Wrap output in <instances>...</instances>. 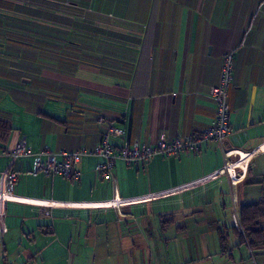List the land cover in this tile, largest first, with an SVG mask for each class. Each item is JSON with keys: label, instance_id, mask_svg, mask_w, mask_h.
<instances>
[{"label": "crops", "instance_id": "1", "mask_svg": "<svg viewBox=\"0 0 264 264\" xmlns=\"http://www.w3.org/2000/svg\"><path fill=\"white\" fill-rule=\"evenodd\" d=\"M48 2L29 5L66 16L44 23L67 31L60 44L72 46L75 66L46 55L20 85L14 72L4 78L0 52V119L11 125L0 150L23 136L33 151H92L109 124L123 132L110 136L113 146L199 133L213 121L209 90L234 49L224 146L247 155L207 141L199 154L157 155L139 169L116 160L100 178V158L89 154L75 164L79 180L32 176V158L16 159V198L0 204V264H240L233 249L242 240L230 232L243 229L232 211L264 196V0ZM0 13L18 16L14 7ZM8 162L1 154L0 180Z\"/></svg>", "mask_w": 264, "mask_h": 264}, {"label": "built area", "instance_id": "2", "mask_svg": "<svg viewBox=\"0 0 264 264\" xmlns=\"http://www.w3.org/2000/svg\"><path fill=\"white\" fill-rule=\"evenodd\" d=\"M233 58V49L223 54L218 84L209 90V97L215 103V115L211 124L199 133L178 134L171 139L161 135L154 143L142 147H139L136 142L131 143L128 140H124L119 146H113L109 142L110 136H120L123 132L121 128L109 124L101 133L100 141L94 150L89 151L81 148L72 152L63 150L54 152L49 149L33 151L26 143L25 137L21 136L12 149L0 150V155H5L9 159L0 180V204H4L6 200L16 198L13 194V187L18 179V174L13 167V163L16 159L23 157L32 158V166L29 170L32 176L57 174L75 180L80 178V171L75 167V164L79 162L82 156L89 154L100 158L95 167L100 178L111 177L112 168L116 160H122L127 165L139 169L157 155L177 157L185 152L199 154L203 144L207 141L216 142L225 155L233 153V155L239 156V159L242 160L247 154L226 151L224 146L225 140L230 133V110L227 94L233 77ZM100 120L104 119L101 117ZM231 169L232 165L226 162L222 171L229 172ZM231 216L237 224L239 217L237 208H234ZM1 229L4 231L6 228L3 225Z\"/></svg>", "mask_w": 264, "mask_h": 264}, {"label": "trees", "instance_id": "3", "mask_svg": "<svg viewBox=\"0 0 264 264\" xmlns=\"http://www.w3.org/2000/svg\"><path fill=\"white\" fill-rule=\"evenodd\" d=\"M45 1L52 2L57 9L71 4L70 0ZM30 2L31 0H25L16 4L11 1L0 0V8L10 10L14 7L18 14V16H12L0 13V27H4L0 31V35L10 43L3 44L0 47V52L3 53L4 78L11 79L9 74L14 72V75L19 76V80L15 83L20 85H25L30 80L29 74L38 75L46 55L53 59L60 56L69 58L68 63L75 66L74 57L72 59L70 53L67 52V48L72 46L66 43L60 44L66 39L67 31L58 26H50L44 23L46 18L60 24L66 22V16L59 13L43 12L40 8L34 9L29 5ZM29 16H34L36 19H28ZM54 61L61 62L59 59ZM10 130V122L0 119V138L6 137ZM258 183L264 184V175L260 177ZM239 218L243 229V234H240L243 239L242 242L244 241L252 250L264 248V196L255 203L241 205Z\"/></svg>", "mask_w": 264, "mask_h": 264}, {"label": "rangeland", "instance_id": "4", "mask_svg": "<svg viewBox=\"0 0 264 264\" xmlns=\"http://www.w3.org/2000/svg\"><path fill=\"white\" fill-rule=\"evenodd\" d=\"M10 100V99H9ZM168 215H161V225L163 227V229H165V227L168 225V223L170 222L169 220H167ZM156 221H154L153 223H155ZM232 238V240H238L242 239V236L240 234H238L236 231H232L230 232V239ZM239 248H234L233 249V256L235 258V260L237 261V263L239 262L240 264H264V248H259V249H246L245 245H244V241L242 242V244H238ZM248 247V246H247ZM169 256L166 252L163 253V259L165 261H167L169 259Z\"/></svg>", "mask_w": 264, "mask_h": 264}, {"label": "bare ground", "instance_id": "5", "mask_svg": "<svg viewBox=\"0 0 264 264\" xmlns=\"http://www.w3.org/2000/svg\"><path fill=\"white\" fill-rule=\"evenodd\" d=\"M245 158H246V157H245ZM244 160H245V159H244ZM243 162H244V161H243ZM243 162H242V163H243ZM242 163H241V164H242Z\"/></svg>", "mask_w": 264, "mask_h": 264}]
</instances>
